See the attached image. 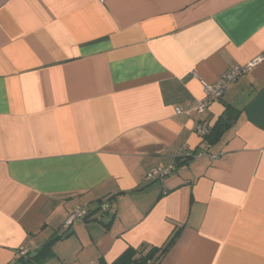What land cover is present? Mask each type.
<instances>
[{"label": "crops", "instance_id": "obj_1", "mask_svg": "<svg viewBox=\"0 0 264 264\" xmlns=\"http://www.w3.org/2000/svg\"><path fill=\"white\" fill-rule=\"evenodd\" d=\"M263 54L264 0H0V264L59 235L44 264H113L179 227L155 264H264V62L175 111Z\"/></svg>", "mask_w": 264, "mask_h": 264}, {"label": "built area", "instance_id": "obj_2", "mask_svg": "<svg viewBox=\"0 0 264 264\" xmlns=\"http://www.w3.org/2000/svg\"><path fill=\"white\" fill-rule=\"evenodd\" d=\"M264 62V54L258 57L257 59L247 63L243 66H233L231 67L222 77V79L215 85H204V99L195 102L194 104L188 107L178 106L175 111L178 115H184L189 117L192 113H196L198 115H204L208 111L209 107L215 101L220 100L226 93L227 89L231 84L237 81L241 76L248 74L252 71V69ZM195 133L204 138L210 131V128L201 123V121H197L194 126ZM179 158L191 157L189 153L185 150L178 154ZM175 170V165H171L169 167H158L149 171L146 175L147 181H164L168 176H170ZM109 209V205L107 203L102 204L100 210L104 213ZM89 212L87 208H76L71 213L70 217L66 221V226H70L75 219L77 218H86ZM27 254V251L21 250L20 255L24 256Z\"/></svg>", "mask_w": 264, "mask_h": 264}, {"label": "trees", "instance_id": "obj_3", "mask_svg": "<svg viewBox=\"0 0 264 264\" xmlns=\"http://www.w3.org/2000/svg\"><path fill=\"white\" fill-rule=\"evenodd\" d=\"M228 124L229 121L227 117H222L218 124L214 128L210 129L204 140L210 144L216 143L223 135V132L227 128ZM88 212L89 214L85 219H88L90 216V211ZM181 231L182 227H179L167 243L161 248H152L147 254L141 255L140 258H136V254H134L132 250H128L113 264H155L171 249ZM64 237V235L54 236L35 254H26L21 256L17 264H44L45 261L52 259L55 256L53 246L57 241L62 240Z\"/></svg>", "mask_w": 264, "mask_h": 264}]
</instances>
